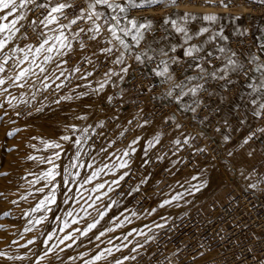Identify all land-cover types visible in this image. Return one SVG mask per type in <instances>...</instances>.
Segmentation results:
<instances>
[{
    "label": "rangeland",
    "instance_id": "1",
    "mask_svg": "<svg viewBox=\"0 0 264 264\" xmlns=\"http://www.w3.org/2000/svg\"><path fill=\"white\" fill-rule=\"evenodd\" d=\"M225 3H228L229 6L228 7L220 6V0H179L178 7L180 8V10L184 9L185 11L192 10V9L197 10L200 13L197 15H201V17L205 15H215V14L217 16V12L237 13L236 11L232 9L233 5H232L231 0H225ZM201 4L206 5L212 9H207V10L202 11L198 8H195V6H198ZM158 8H161V7H158ZM219 8H224L225 10H222ZM254 8L255 6L251 8V11ZM28 16L30 17V14H28ZM180 17H179L178 23L180 21H183ZM62 22L66 23V21H62ZM202 22H203V19H200V21H198V24L191 23L190 26L187 24L186 27H188L191 31L198 30L201 27H207L209 29V32H211V34H214L213 31L217 28V23L215 24V22H209L205 20H204V23ZM22 23L25 24V26L27 25V21H23ZM14 44H19L21 47H24L26 44H29V42L19 43L18 41L15 40L12 44L9 45V48L13 47ZM231 45H234L232 41H231ZM92 46H94V43L84 53L78 50L70 58L65 57V59L69 60V63L65 65V67L70 69L80 60V57L82 55L90 54L92 51H94ZM5 51H7V49ZM57 59H59V57H57ZM99 61L103 63H98V70L95 71L94 75L89 77L88 80H81L79 78L81 74L76 73L70 78V81H65L64 87L59 88V89L56 87V84H59L61 81L57 80L55 83H52L51 80H49L48 83L51 84V87L45 90L43 87V84L40 82L42 77H39V78L31 77L28 81V84H26L24 88H18L14 86L5 85V87L6 86L9 87L10 95L9 93H6L7 96L5 93L0 95V98H1L0 103L4 105L2 108H0V118L2 119L0 121L1 122L0 124L5 126L3 127L2 131L4 132V129H5L6 131L5 133L10 132L12 133L11 135L14 134L12 137L14 138V140H16L15 143L7 144L8 148L10 147L12 150L15 149L19 153V156H18L19 159L23 160V158L26 157L25 160H23V162L28 161L27 152H26L28 150V147L34 146V147H37L40 151L48 150L45 148L44 144L41 142L42 140L48 139L47 136L45 135L46 127L44 126L45 128L44 129L42 126L45 121L43 118V110L46 107L47 98L52 97L56 99L59 97L60 98L64 97V95L65 97H67L66 95L69 96V94H73V93L75 95H77V93H86V94L92 95L93 105L96 108L94 115L90 116L88 113H84L81 111L75 112L73 114H66V113L63 114L57 124L60 130V133L57 135V137L59 138L61 135H72L71 131L65 128V125H76L78 128H81V129L84 127H87L88 125H92L93 128H95V133L92 132V129H89V134L91 138L87 141V143L83 144L81 153H85V150H86V154L90 158H92V155L96 153L94 154L95 159H96L95 165H94L95 168H98L105 163L111 166V164L117 162L114 156L111 158H108L107 156H99V155L97 156V153H98L97 151L99 150L100 147L107 146L106 143L114 140L115 141L114 145H120V147L116 149L111 147L109 151L115 152L117 155H119L128 147V145L133 139H135L136 137H140L139 143L137 145H134V147L136 148V151L134 155H132L130 158L129 168L119 169V170L113 169V171L115 172V175L110 174V176L112 177V181H113L115 179H118V177L121 174H123V172H129L132 168H135L139 174L137 178L129 186L123 187L124 185L123 183L125 181V178H124V180L120 181L119 185L115 189H113V187L116 186L115 184L111 186L113 189L112 191H105V188H104L99 191L93 192L92 190L96 184L105 183L106 185L107 174L106 175L102 174L99 179H95L91 183L85 184L83 182V188H84L83 189L82 187H80L81 184L79 180L84 181V178L82 177V173L79 172V175L78 176L74 175L73 179H71L70 182L68 183L67 191L65 192L66 194L60 195L59 192H57V188L59 184L61 183L60 181L63 176V168L64 166L68 165L69 160L73 157L72 154L75 153L76 151V147L71 142L62 141L63 150H66V154H62L63 157H61V159L58 160L60 161V165H61L58 171H61L62 176H57L56 181L53 182L56 186L55 195H56V199L58 200V201L56 200V202H59V209L61 211L66 210L68 212H73L71 219L76 220V217L78 218V221H79L78 224H80V227H78V229H81V230L85 229L87 225L92 223L94 220L100 219L99 213L101 212L105 213L103 219H100V223L97 225V227L86 235L90 237L87 241L81 240L85 236H82L79 233V237L73 238L75 239L76 243L73 244L71 248H68L66 247V245L72 244V240L65 241L64 244H59V239L63 238V236L66 235V230L63 229L64 230L63 232L61 231V228H56L55 231H52L55 233V235L53 236L54 240L52 239L50 241H47V244L44 241L47 240L48 233H45V231L42 230L43 232H41L40 235L39 234L37 235L39 237L36 236V238L33 239L34 244L31 243V245H29L27 240H22L20 234L17 235V233H19L17 224L12 223L11 221L7 220L9 218H7L8 216H5V211H3L4 213L0 212V214H2L0 215V221L2 220L4 222V220L7 218L5 220L6 222L4 223H2V221L0 222V227L3 228L4 230H7L8 233H6V235L9 234V236H15L14 239L7 240L5 244L6 247H4L5 246L4 245L3 249L1 248L2 251L0 250V252H4L7 254V256H10V257L12 256L17 257L19 255H20L19 257H23V259L7 260L8 259L7 256H4V257L0 256V258H2L0 260L4 259L12 263L13 262L17 263L20 260H27L28 258L26 257H29L27 261L30 260L32 264H36V262L37 264H81L82 261H83L82 264H84V261L90 259L92 255L94 256L95 254H97V251H101L104 248H113V255L108 256L106 260L98 261L97 264H115L116 259L129 255L131 248L135 246L137 243H144V241L142 242V239L146 237L143 235H136L135 233H133L132 236L128 237V241L123 240V237L127 235L128 232L132 231L133 229H137V230L144 231L145 233H147V236H152L155 239L145 244V247L142 249H139L138 253H131L132 255L137 256L136 260H127L124 262V264H135V263L136 264H153L154 261L156 260H160V259L163 260L166 257V255L170 256L169 259L171 261L169 264H175L173 254L175 253V250H176L174 246V244H176V241L170 240L171 231H169V229L174 227L175 226L174 224H176L177 222L174 223L175 219H172L171 217L161 216V213L165 209H168L170 207H175L178 201H172L171 204L165 205L163 208H161L159 205L163 203V201L171 200V198L175 196L177 190H180L181 193H183L184 195H187L188 197L192 195L199 197L200 205L195 207L193 210H190L189 212L190 216L188 215L190 217V220L194 219L195 221H199L202 218H205L210 213L211 201L213 199L220 198V196H222L224 193L230 190L231 185L229 184L228 179L232 180L233 184L239 187V190H249L257 194H264V171L260 174L258 173L257 175L250 176L249 178H247V181L243 184L239 179H237L233 175V168L235 167L236 162L237 163L245 162L247 164L253 165L252 168L250 169L246 168L245 171H252L255 168H261V167H263L264 169V132L258 131V129L264 128V116L263 115L257 117L253 121L250 120V122H246L247 125L242 128L241 126H238L239 121H237L234 127H230V129L225 131L228 133L227 134L228 139L223 146H220L219 156L214 157L209 150L210 140H208V135L206 134V132H204L201 127L197 126V124L191 122V120L187 118L184 114L179 115V120L173 126H171L170 128H166V126H163L161 122L158 121L156 118L154 117L151 118L149 116L146 117L147 114L151 113L150 103L144 104L139 108H134L130 105L114 107L112 102L109 103L107 101V97L113 96V94L115 93V87L111 85L107 86L104 89V91L101 92L100 94L93 93L91 88L97 87L96 81L102 78L104 71H106L107 68L109 67H115L114 65H111L110 63H108L105 60V57L103 56L99 57ZM11 63L12 62L10 61L9 66H8V73L11 72L9 74H12L14 71L11 68ZM127 63L131 64V67H132L131 60L127 59ZM47 67L49 69H52L54 67V64H49L47 65ZM80 67L82 69V72L85 70H88V71L92 70L90 65L83 64L82 62L80 64ZM58 72L59 70H57V74ZM63 79L64 78L61 77V80ZM113 79H116V78H113ZM78 81L79 82L85 81L86 82L85 85L91 82V88L85 87V86L77 87ZM23 93L27 95H24ZM13 96H15L16 99L15 101L12 100V104L10 105L9 103H7L8 100H5V99L9 98V100H11ZM2 99L8 105V106L6 105L8 108L10 106L9 109L5 106L4 101ZM17 99L19 100L17 101ZM16 101L18 104L14 103ZM13 105H15L16 111H15V108H11V106ZM28 106L30 108H28ZM19 107H21L23 110ZM4 108L6 111L4 110ZM6 108L8 109V111ZM17 109L18 110L20 109V111H17ZM37 109H42V110L37 111ZM17 113H19L18 116H17ZM78 116H87V119L86 120L76 119V117ZM29 118L31 119L30 121H29ZM236 118H237L236 116H233L232 122L235 121ZM129 120L133 121L131 125L128 124ZM143 120H147L148 124H146L142 128L137 127V125L142 123ZM99 121L105 122L104 128L101 129V128L95 127ZM19 123H23V124L20 125ZM177 123L181 125L180 128H176ZM9 124L11 126H9L8 128L7 125ZM117 125H119V127H117ZM124 128H128L129 131L126 132L127 136L121 137L119 136V133ZM19 129H21L20 132H22V134H19L20 133L18 131ZM13 132H15L16 134ZM106 133L109 135L107 136ZM253 133L255 135H253L252 139H250L249 142L245 144L244 140L247 139ZM157 134H160L161 136L160 143L157 144L154 148L149 149L147 151V154H145L144 150L147 148V144H146L147 140L152 139ZM79 135H80V132H77L73 136V140L76 138V136H79ZM185 137H188L189 144L183 145L182 147H180V150L177 151L175 155H173V152L175 151V147L172 144V141L175 140L176 138H179L181 139V141H183ZM199 137L202 138V142L196 145L193 144V139L199 138ZM19 140H22V141L19 142ZM25 141H27V143ZM89 145H91V147H89ZM23 147H25L24 148L25 151ZM197 149H207L208 155L205 157L198 158L195 155L198 152ZM189 152L194 153L193 160L191 159L187 160ZM229 153H231V155H229ZM249 153H251V155H249ZM158 157H163V159H158ZM237 160H240V161L238 162ZM61 161L63 163H61ZM177 161L179 162L177 163ZM24 164L25 166L23 167L26 170H28L29 168L27 167V163H24ZM46 164L48 165L47 168L51 167V165H49L47 162ZM25 169H22V170H25ZM46 170L47 169L43 171L41 170V172L37 176H40ZM90 175L91 173L88 176ZM37 176L33 178V183L36 186V189L37 188L40 189L42 186L44 187L47 182L41 180L39 183H35L36 181L35 178ZM194 176L197 177L196 180L192 179V177ZM15 179H17L18 181L19 177H16ZM15 179H13V182L15 184H12L14 187L11 185L12 187L11 186L10 187L12 189L9 187L10 189L7 188L8 190L6 189L7 191H4V193L5 192L6 194L15 193V191L17 192L20 190L21 185L17 183ZM142 181L144 182L142 183ZM202 183L205 186L202 187L200 191L196 192L193 190L191 193L187 191L188 189L191 188L192 185H200ZM75 184L78 185L79 187L76 186ZM250 184H256L257 187L251 188L249 187ZM51 187L52 185H49L47 188H45L44 189L45 191L42 194L48 195ZM75 187H78V188L76 189ZM121 187H123V189L120 191ZM137 188L139 189L138 191L135 190ZM72 190L73 191L75 190V192H73ZM80 190L82 191V193L80 192ZM141 191L144 192V194L147 196L146 202L142 208H137L134 204V197L137 194H139V192ZM89 193L90 195L91 194L92 195L90 196ZM104 193H107V194L105 195ZM97 196L98 197L100 196V199H96ZM78 197L79 198L82 197V198H81V201L78 200L77 202V199H79ZM193 200H191V202ZM74 201L76 204L73 203L72 205V202ZM113 201H115L116 203L113 204L112 203ZM92 202L95 205V206H92L94 209L91 207L88 209L89 205H93ZM10 203L12 204V200H10ZM84 208L85 209L87 208L86 209L87 216H83V214L86 213L85 211H83L85 210ZM91 209H92V212H89L91 211ZM152 209H155V212H153ZM129 210L131 211V215L127 217L129 218L127 220H125V218H115L116 216H114L116 215L114 214V212L124 214V213H127ZM133 213H135V215H133ZM3 217H5V219ZM80 217H81V220H80ZM120 220L124 221L123 226L116 227L117 224H120L119 223L121 222ZM109 222L112 225H110ZM141 223H144V225ZM5 224L8 225L9 227L8 226L6 227ZM156 224H164L165 226L163 228H156L155 227ZM146 225L151 227L152 231H149L148 227H145ZM107 228H115V231L106 232L108 234H105L104 236H102L104 238L101 237L102 239L100 238V240H96L95 237L97 236V234H99V231H101L102 229H103L102 231H104ZM127 228H129V230L125 231V229ZM12 231L13 233L10 234ZM57 233H59V235H56ZM117 237H119L120 239H117ZM15 239L20 240V241H17ZM109 240L112 241L111 244L108 243ZM52 241L55 243H53ZM129 241H131V243H129ZM93 243L94 245H92ZM124 243H128L127 248H122V251H119V252L115 251V248H114L115 245H122ZM53 244L54 245L59 244V247L54 248L55 250V251L53 250L54 252L53 251L49 252L48 255L44 257L45 259L40 260L39 257L43 256L45 251H47V248L49 246H52ZM30 246L31 248H29ZM101 246L102 248H100ZM15 247L17 248L20 247V249H18L19 252L17 248H16L17 251L15 250ZM23 248L26 250H24ZM38 248H39V251H38ZM61 248H63L64 251H60ZM40 249H42V251ZM87 249H90L89 252H87L88 251ZM80 252H82V254L88 253L87 257L85 256L83 257L80 256L82 258L78 257V255H81L79 254ZM8 253H11V254H8ZM54 254L56 256H54ZM138 256H140L141 258ZM37 259L40 260L41 263ZM162 264H166V262Z\"/></svg>",
    "mask_w": 264,
    "mask_h": 264
},
{
    "label": "snow or ice",
    "instance_id": "2",
    "mask_svg": "<svg viewBox=\"0 0 264 264\" xmlns=\"http://www.w3.org/2000/svg\"><path fill=\"white\" fill-rule=\"evenodd\" d=\"M163 0H84V6L79 7L76 4V0H0V95L3 93H9V87L5 85L14 86L18 88H24L31 77H42L41 83L45 90L51 87L48 83L51 80L55 83L57 80L61 81L56 84V87L62 88L65 86V81H70V78L76 73H80L81 80H88L89 77L94 75V72L98 70V63H103L99 61V57H105V60L114 65L115 67H109L104 71L102 78L96 81L97 87L91 88V82L85 87L91 88L92 92L95 94H100L104 89L111 85L117 87L119 83L125 80V77L129 73L131 64L127 63V59L131 57L135 62L144 65L147 63L156 62L157 58L160 57L156 67L152 69L155 76L163 78L161 83L172 82L175 80L174 73L170 71L172 64H178L181 62V58L177 56H172L170 53H176L178 49L183 50V56L191 58L188 63V68L194 70L197 74L188 76L186 75L183 80L171 84L169 91L166 93L168 97L174 96L175 103L181 107L183 111H190L192 113L196 112V108L201 103L200 100L195 99L201 91H207L205 84L209 80L213 81H225V86L231 83L229 79V74H240L244 70V64L237 59V53L223 45L215 47L213 50H206L205 45L211 44L213 41L227 40V37L223 35L222 31L217 32L214 35H210L207 39L200 41L199 43H192L195 37L203 36L205 33L209 32L207 27H201L197 31H191L186 26H181L177 23L176 19L167 17L164 19V24H171L172 28L177 34H180L183 39L179 44H171L167 47H154V45L159 44L160 41L155 37L152 40L147 39V33L152 29V21L145 19L143 22L139 21L135 17L129 18V11L131 9L144 8L146 6H153L162 3ZM261 4H264V0H259ZM169 5H175L178 0H167ZM220 6L228 7L229 4L225 3V0H220ZM28 13H34L36 18L31 19ZM178 15V14H174ZM185 25L189 21H194L196 19H203L209 22H215L218 17L215 15H205L203 17H197L195 14L184 13L180 17ZM23 21H27V26L31 27L33 31L37 32V38L39 43L33 45L31 43L26 44L21 47L19 44H14L13 47L9 48L16 38L17 34H20L22 38L27 39V30ZM66 21V23L62 22ZM75 26V27H74ZM22 29H25L22 32ZM161 39H168L163 37ZM96 45V49L90 54H85L80 57V60L70 69L66 68L65 65L69 63L68 59L65 57H71L76 51L84 53L92 44ZM144 47L141 48V44ZM261 50H264V44H260ZM7 49V51H5ZM219 54V55H218ZM59 57V59H57ZM166 57L167 59H164ZM226 57V59H225ZM212 59H217L221 61V65L217 67L212 64ZM10 61L11 68L14 70L12 74H8V66ZM259 57L252 55L249 62L256 64V67L252 70L254 72L260 73L261 82L258 85L252 83L248 84L249 88L252 90L259 91L264 89V63H257ZM81 62L86 65H90V71L85 70L82 72L80 67ZM54 64L52 69H49L47 65ZM26 65V66H25ZM57 70H59L57 74ZM67 73V74H66ZM247 75V73H244ZM61 77L64 79L61 80ZM116 78V79H113ZM204 81V83H200ZM193 82H196L193 84ZM192 85V86H189ZM81 87V85H77ZM187 89V91H185ZM177 90L178 93H177ZM10 95V93H9ZM86 95V93H77L76 97ZM117 97L122 99V91L117 93ZM184 97L193 98L191 103L184 102ZM34 98V97H33ZM16 97L13 96L11 100L7 103L12 104V100ZM61 99L71 100L72 96L61 97ZM113 96H108L107 101L111 103L113 101ZM57 104L60 100L55 101ZM183 102V103H182ZM253 104L257 101L253 100ZM4 105L0 103V108ZM15 107V105H13ZM42 109H37L41 111ZM142 112V110H141ZM256 116L264 115V102L258 104V110L254 112ZM19 115V113H17ZM76 119L86 120L87 116H78ZM135 119V117H134ZM170 119L175 120V116ZM132 120L128 121V124H132ZM167 122V121H166ZM148 124L147 120H143L142 123L138 124L137 127H144ZM96 128H104L105 122L99 121ZM119 127V125H117ZM180 124H176V128H180ZM65 128L70 130L72 135H61L59 140H42L46 149L55 150L52 154L46 158H41L42 162H47L51 167L44 171L40 176L37 177L35 183H39L41 180L46 181L44 187L38 189L39 192H44V188L52 185L50 192L43 199L39 201L33 212H38L42 208L47 211H51L48 207L51 204L56 203V186L53 183L56 181L57 176H61L60 169L61 165L57 164L56 161L60 160L62 154H66V150H63V145L59 141L71 142L75 147L76 151L73 157L69 160L68 165L64 166L63 174L66 176H71L73 173L70 171L72 168H94L91 175L86 177L84 183H91L95 179H99L102 174L115 175L113 169H127L130 166V158L134 155L137 145L140 141V137L133 139L128 147L119 155L115 152L109 153V149L115 143V141H109L107 146H102L98 150L99 154H105L109 157L114 156L116 163L103 164L102 166L95 168V157H92V163L85 165L80 162V156L83 144L91 138L89 134V129L95 133V128L92 125H88L84 128H78L76 125H65ZM129 131L128 128H124L120 131L119 136H124V134ZM260 132H264V128L258 129ZM80 132L79 136L73 140V136ZM12 133H9L11 135ZM254 133L244 140L247 144ZM161 136L157 134L152 139L147 140V148L144 150L145 154L151 148H154L160 143ZM228 137H225L227 140ZM175 147L173 155L180 150L183 145L189 144L188 137H185L183 141L176 138L172 141ZM91 147V145H89ZM197 151L203 152L204 149H197ZM231 155V153H229ZM251 155V153H249ZM29 160L37 159L35 156H29ZM158 159H163V157H158ZM147 162V161H146ZM179 161H177L178 163ZM128 172H123L118 179H115L111 184L119 185L120 181L124 180ZM79 175V172L75 173ZM196 180L197 177H192ZM67 182V181H65ZM144 181H142L143 183ZM205 185L202 183L200 185H192L189 191L190 193L194 190L196 192L200 191ZM83 187V184H81ZM249 187L256 188V184H250ZM105 188V183L96 184L92 191H99ZM111 185L108 187V191H112ZM138 191L139 189H135ZM105 195L107 193H104ZM184 194L180 193L171 198V200H165L159 206L163 208L165 205L171 204L172 201H178L182 198ZM26 197H22L25 199ZM100 199V197H96ZM67 202V201H65ZM15 203V202H14ZM116 203L115 201L112 202ZM93 205H89L92 207ZM155 212V209H152ZM7 215V213L5 214ZM105 213H99L100 219H103ZM135 215V213H133ZM67 216H72V213H67ZM41 220H37L36 223H41ZM100 219L94 220L92 223L88 224L83 230L75 229V232H80L82 236H86L89 232L97 227L100 223ZM128 218L125 217V220ZM130 222V221H129ZM72 223H78V221L73 220ZM124 221L117 224L116 227L123 226ZM67 220L65 219V227H68ZM164 224H156V228H163ZM148 227L149 231H152L151 227ZM26 231L30 229H25ZM63 231V229H61ZM115 231V228H107L104 231L99 232L95 237L96 240H100L106 232ZM133 233L136 235H143L146 237L144 243H137L130 250V254L118 258L115 260V264H124L127 260H136L137 256L131 253H138L139 249L145 247L149 241L154 239L152 236H147L142 230L133 229L128 232L127 235L123 237L124 241H128V237L132 236ZM55 233L49 234L45 243L53 239ZM74 233H69L63 238L59 239V244H64L65 241L72 240V244H67L66 247L71 248L73 244L76 243L73 239ZM117 239H120L117 237ZM29 244L33 241H28ZM109 244L112 243L111 240L108 241ZM131 243V241H129ZM59 244L52 245L47 248L44 255L39 257L40 260L44 259L49 252H52L54 248L59 247ZM128 243L122 245H115V251H122V248H127ZM60 251H64L63 248ZM88 253H83V256H87ZM113 255V248H104L103 250L97 252L95 256L90 259L85 260L84 264H97L98 261L106 260L108 256ZM203 255V253H201ZM0 256H7L6 253L0 252ZM81 257V258H82ZM8 259H23V257H7ZM58 258V257H57ZM74 259V258H73Z\"/></svg>",
    "mask_w": 264,
    "mask_h": 264
},
{
    "label": "crops",
    "instance_id": "3",
    "mask_svg": "<svg viewBox=\"0 0 264 264\" xmlns=\"http://www.w3.org/2000/svg\"><path fill=\"white\" fill-rule=\"evenodd\" d=\"M243 1L254 5L255 8L247 15L234 12H217L218 19L215 21V24L217 23V28L213 32L215 34L222 31L223 35L227 37V40L217 39L211 44L205 45V48L206 50H213L215 47L223 45L235 51L237 53L236 58L244 64V70L240 74L230 73L229 79L231 83H228L226 86L225 81L209 80L205 84L207 91H204L203 94L200 92L195 98L201 101L195 113L181 110V107L174 101L176 93L173 94V97H168L166 95L172 83L183 80L186 75L191 76L197 74L194 70L188 68V63L191 61V58L184 57L182 49H178L176 53H170L172 56L181 58L180 63L171 65L170 71L174 73L175 76V80L172 82L161 83L163 78L155 76L152 71V69L156 67V63H158L160 57L157 58L156 62H146L144 65L135 62L131 57L128 58L132 63L131 69L135 65H140L145 69L146 73L153 77V81L157 82L155 93L151 95L146 94L142 97V105L151 104V113L147 114L146 117H154L160 121L163 126L170 128L179 120V115L184 114L191 122L197 124V126L201 127L203 131L206 132L208 140H210V145L219 146V148L227 141L225 137H228V133L225 131L230 129V127H234L237 121H239L238 126L242 128L247 125L246 122H250V120L253 121L258 117L254 112L258 110V104L264 102V89L254 92L252 88L248 87L249 83L258 85L262 79L260 73L252 71L256 67V64L250 63L249 60L252 55H256L259 57L257 63H264V50L260 48V44H264V4H261L259 0ZM76 2H78L77 6H84V0H76ZM119 2H122V0H119ZM184 13H191L195 14L197 17H201V15H197L200 14L197 10H180L178 3L169 5L167 0H163V2L158 5L131 9L129 11V18L135 17L141 22L145 19L151 20L152 29L147 33V39L152 40L155 37L160 43L154 45V47H167L171 44L181 43L183 37L174 31L171 24H164V19L171 17L176 19L178 23L179 17L183 16ZM198 21H200V19L189 21L187 24L189 26L191 23L198 24ZM202 23H204V20ZM178 24L187 26L184 21H180ZM214 34L208 32L203 36L195 37L192 43H199ZM163 37H167L168 39H161ZM231 41H236L237 44L231 45ZM244 41L248 43L246 49L240 47V44ZM143 47L144 44L142 43L141 48ZM92 48L95 50L96 45L94 44ZM164 59L167 58L164 57ZM212 64L219 67L221 61L217 60L215 62L212 60ZM130 71L125 77V80L115 87L114 93L117 94L122 91V99L125 100V102L129 101L133 94ZM244 73H247V75ZM194 83L196 82H193V84ZM200 83H204V81H200ZM178 91L179 90H177V93ZM185 91H187V89H185ZM192 99L193 98L190 97H184V102L191 103ZM253 100H256L257 103L253 104ZM172 116H175V120L170 119ZM233 116L237 118L232 122ZM201 142L202 138L200 137L193 139V144L195 145Z\"/></svg>",
    "mask_w": 264,
    "mask_h": 264
},
{
    "label": "bare ground",
    "instance_id": "4",
    "mask_svg": "<svg viewBox=\"0 0 264 264\" xmlns=\"http://www.w3.org/2000/svg\"><path fill=\"white\" fill-rule=\"evenodd\" d=\"M231 2H232V5H233V7H232V9L234 10V11H236L237 13H241V14H243V15H247L248 13H250L251 12V8H253L254 7V5H252V4H250V3H247V2H244V1H241V0H231ZM195 8H198V9H200V10H202V11H204V10H207V9H212V8H210V7H208V6H206V5H198V6H195ZM219 9H222V10H225L224 8H219ZM253 10V9H252ZM244 20V19H243ZM247 24H248V22H247ZM9 73H11V72H9ZM8 73V74H9ZM86 84V82L84 81V82H77V85H81V86H84ZM7 87V86H6ZM6 94V93H5ZM24 95H27V94H25V93H23ZM54 95V94H53ZM6 96H7V94H6ZM35 96V95H34ZM56 96V95H55ZM60 96V95H59ZM66 96H68V95H66ZM69 96H72L73 97V99H71V100H67V99H61L60 97L59 98H52V97H48L47 98V101H46V107H45V109L43 110V118H44V124L42 125L43 126V128H44V126L46 127V129H45V135L47 136V138L49 139V140H59V138L57 137V135L60 133V130H59V127L57 126V124H58V122H59V120L61 119V116L63 115V114H73V113H75V112H78V111H81V112H84V113H88L90 116H93L94 115V113H95V111H96V108H95V106L93 105V98H92V95H90V94H86V95H84V96H82V97H80L79 99H77V98H75L76 97V95L73 93V94H69ZM19 97V96H18ZM17 97V98H18ZM26 97V96H25ZM64 97H65V95H64ZM27 98V97H26ZM1 99V98H0ZM20 99V98H19ZM19 99H17V101L19 100ZM60 100V103L59 104H57L55 101L56 100ZM3 100V99H2ZM5 100H9V98L8 99H5ZM34 100V99H33ZM37 100V99H36ZM4 101V100H3ZM15 101V100H14ZM17 101L16 102H14V103H17ZM25 101V100H24ZM27 101V100H26ZM13 103V104H14ZM28 103H29V101H28ZM4 104H5V106L7 105L6 103H5V101H4ZM18 104V103H17ZM16 104V105H17ZM23 105V104H22ZM32 105V104H31ZM8 106V105H7ZM6 106V107H7ZM18 106V105H17ZM34 106H35V104H34ZM33 107V106H32ZM8 108V107H7ZM6 108V109H7ZM9 108H10V106H9ZM8 108V109H9ZM11 108H15V107H13V106H11ZM19 108H21V107H19ZM28 108H30L29 106H28ZM8 109H7V111H8ZM22 109V108H21ZM33 109V108H32ZM4 110H5V108H4ZM12 110V109H11ZM23 110V109H22ZM1 111H2V109H1ZM6 111V110H5ZM14 111V110H13ZM15 111H16V108H15ZM14 111V112H15ZM17 111H20V109L18 110L17 109ZM20 113V112H19ZM24 114V113H23ZM31 114V113H30ZM5 116H7V115H5ZM15 116V115H14ZM18 116V115H17ZM19 118H20V116H19ZM90 118V117H89ZM7 119H8V117H7ZM11 119V118H10ZM2 119L0 118V121H1ZM15 120V119H14ZM31 119L29 118V121H30ZM64 121V120H63ZM17 122H18V120H17ZM17 122H15V123H17ZM27 122V121H26ZM33 122V121H32ZM65 122V121H64ZM1 123V122H0ZM25 123V122H24ZM20 125L21 124H23V123H19ZM8 126V128H9V126H11L10 124L9 125H7ZM3 127H5L4 125H1L0 124V212H2V213H4L3 211H5V214L7 213V215H5V216H8L7 218H9V219H7V220H9V221H11L12 223H16L17 224V226H18V230H19V233H17V235H21V238H22V240H27V241H33V239L34 238H36V236L39 234L40 235V233L41 232H43V231H45V233H48L47 235H49V234H52V233H54V232H52V231H55V229L56 228H61V229H64V230H66V235L67 234H69V233H74V235H73V238H75V237H79V233L80 232H75V229H78V227H80V224H78V223H72V221H73V219H71V216L69 217V216H67V213H69L68 211H61L60 209H59V202H56L55 204H51V205H49L48 207H50L51 208V211H47L46 209H44V208H42L40 211H38V212H33L32 211V209H34L35 207H36V205L39 203V201L41 200V199H43L46 195H43L42 193L43 192H39L37 189H36V186L34 185V183H33V178L35 177V176H37V175H39V173L41 172V170L43 171V170H45V169H49V168H47L48 167V165L46 164V162H42V159L41 158H46V157H48V156H50L51 154H52V152L53 151H55V150H52V149H48V150H46V151H40L37 147H34V146H31V147H28V150L26 151L27 152V158L29 157V156H35L37 159H35V160H29L28 159V161L27 162H23V160H25V158H23V160L22 159H19V153L15 150V149H11L10 147V149L8 148V145L7 144H10V143H15L16 142V140H14V138L12 137L13 135H9V133H5L6 131H5V129H4V132L2 131V129H3ZM36 127V126H35ZM28 128V127H27ZM7 129V128H6ZM20 130L21 129H19L18 131L20 132ZM42 130V129H41ZM44 131V130H43ZM29 132V131H28ZM109 132V131H108ZM13 133H15V132H13ZM24 133V132H23ZM16 134V133H15ZM19 134H22V132H20ZM107 134V133H106ZM111 134V133H110ZM109 134H107V136H108ZM17 136V135H16ZM28 136V135H27ZM33 136V135H32ZM106 136V137H107ZM127 136V135H126ZM15 137V136H14ZM18 137V136H17ZM19 137H21V136H19ZM11 138H13V139H11ZM29 138H31V137H29ZM109 138V137H108ZM16 139V138H15ZM24 139V138H23ZM47 139V140H48ZM29 140V139H28ZM27 140V141H28ZM105 140V139H104ZM20 141H22V140H19V142ZM27 141H25L26 143H27ZM106 141V140H105ZM25 142H24V144H25ZM31 142V141H30ZM61 144H62V141H59ZM23 144V143H22ZM23 144V145H24ZM101 144H103V143H101ZM105 144V143H104ZM107 144V143H106ZM20 146H22V145H20ZM27 146V145H26ZM115 146V147H114ZM112 147L114 148V149H116V148H119L120 147V145H112ZM22 148V147H21ZM25 147H23V149H24ZM22 149V150H23ZM85 150V149H84ZM93 150V149H92ZM110 150V149H109ZM24 151H25V149H24ZM98 152V151H97ZM18 153V154H17ZM24 153V152H23ZM23 153H22V155H23ZM94 153V152H93ZM109 153H113V152H111V151H109ZM25 154V153H24ZM72 154V153H71ZM94 154H96V153H94ZM92 155V157H95V155ZM21 155V156H22ZM26 155V154H25ZM24 155V156H25ZM72 155H74V153L72 154ZM71 155V156H72ZM97 156H98V154H97ZM99 156H107L108 158H111V157H109L108 155H105V154H99ZM63 157V156H62ZM113 157V156H112ZM99 158V157H98ZM96 160V159H95ZM106 160V159H105ZM107 161V160H106ZM238 162L240 161V160H237ZM80 162L81 163H84L85 165H87L88 163H92V159L89 157V156H87V154H86V150H85V153H81V156H80ZM24 163H27V167L29 168L28 170H26L23 166H25V164ZM56 163L57 164H59L60 165V161H56ZM61 163H63L62 161H61ZM100 164V163H99ZM106 164V163H105ZM98 165V164H97ZM101 165H102V163H101ZM50 167V166H49ZM236 167V168H235ZM235 167L233 168V175H234V177H236L237 179H239L241 182H242V184L243 183H245L246 181H247V178H249L250 176H252V175H257L258 173L260 174V173H262L263 171H264V169H263V167H261V168H255L254 170H252V171H245L246 170V168H252L253 167V165L251 164H247V163H245V162H240V163H235ZM21 170H20V169ZM22 169H25V170H22ZM94 168H87V167H85V168H72V169H70V171L73 173V175H71V176H66V175H64L63 174V176H62V179H61V183L59 184V186H58V188H57V192H59V194L60 195H64V194H66L65 192L67 191V186H68V183L70 182V180L71 179H73V177H74V175H75V173H77V172H81L82 173V177L84 178V181H85V179H86V177L92 172V170H93ZM258 171V172H257ZM110 174L111 173H109V174H107V178H106V185H105V191H108V187H109V185H111V186H113L114 184H111V182H112V177L110 176ZM77 176V175H76ZM16 177H19V180L17 181V179H15ZM38 177V176H37ZM37 177L35 178V179H37ZM82 178V179H83ZM13 179H15V181H17V183H19L20 185H21V187H20V190L19 191H15V193H9V194H6V192L4 193V191H7L8 189L7 188H9L12 184H15L14 182H13ZM65 181H67V182H65ZM84 181H80L79 180V182H80V184H83V182ZM228 181H229V184L231 185L230 186V190L229 191H240L239 190V187L238 186H236L235 184H233V181L232 180H230V179H228ZM43 182V181H42ZM75 183V182H74ZM42 184V183H41ZM86 184V183H85ZM124 184V183H123ZM18 185V184H17ZM74 185V184H73ZM76 185V184H75ZM88 185V184H87ZM86 185V186H87ZM159 185V184H158ZM13 186V185H12ZM11 186V187H12ZM76 186H78V185H76ZM10 187V188H11ZM14 187V186H13ZM43 187V186H42ZM79 187V186H78ZM78 187H75L76 189L78 188ZM81 187V186H80ZM117 187V185L116 186H114L113 187V189H115ZM123 187H124V185H123ZM123 187H121L120 188V191L123 189ZM9 188V189H10ZM19 188V187H18ZM45 188H47V187H45ZM44 188V189H45ZM83 188V187H82ZM81 188V189H82ZM93 188V187H92ZM7 189V190H6ZM12 189V188H11ZM84 189V188H83ZM15 190V189H14ZM18 190V189H17ZM221 190V189H220ZM12 191V190H11ZM45 191V190H44ZM73 191V190H72ZM87 191V190H86ZM10 192V191H9ZM13 192V191H12ZM73 192H75V190L73 191ZM80 192L82 193V191L80 190ZM94 192V191H93ZM93 192H92V194H93ZM8 193V192H7ZM84 193V192H83ZM99 193V192H98ZM181 193V191L180 190H177L176 191V194L175 195H177V194H180ZM91 194V195H92ZM73 195H74V193H73ZM89 195H90V193H89ZM90 195V196H91ZM12 197V198H11ZM22 197H26L25 199H22ZM64 197V196H63ZM84 197V196H83ZM98 197V196H97ZM100 197V196H99ZM195 195H192V196H187V195H183L182 196V198L181 199H179L178 200V203L176 204V206L175 207H170V208H168V209H165L162 213H161V216H163V217H171L172 219H175V221H174V223H176V224H174L175 226H174V228L176 227V228H180L186 221H188V220H190V214H189V212H190V210H193L195 207H197V206H199L200 205V199H199V197H196ZM65 198V197H64ZM73 198H74V196H73ZM79 198V197H78ZM81 198L82 197H80L79 199H77V202H78V200H80L81 201ZM90 198V197H89ZM68 199V198H67ZM194 199V200H193ZM10 200H12V204L10 203ZM57 200V199H56ZM90 200V199H89ZM191 200H193L192 202H191ZM58 201V200H57ZM64 201V200H63ZM72 201V200H71ZM93 201V200H92ZM102 201H103V199H102ZM15 202V203H14ZM101 202V201H100ZM73 203L74 204H76L75 203V201L74 202H72V205H73ZM92 204H93V202H92ZM97 204V203H96ZM84 205V204H83ZM82 205V206H83ZM93 206H95L94 204H93ZM61 207V206H60ZM71 207V206H70ZM82 208V207H81ZM90 207H88V209H89ZM91 208H93V207H91ZM102 208V207H101ZM100 208V209H101ZM63 209V208H62ZM66 209V208H65ZM85 209V208H84ZM87 209V208H86ZM83 210V211H87V210ZM94 209V208H93ZM72 211H74V210H72ZM79 211H80V209H79ZM78 211V212H79ZM82 211V212H83ZM77 212V213H78ZM89 212H92V209H91V211H89ZM71 213H73V212H71ZM74 214H76V213H74ZM73 214V215H74ZM82 214V213H81ZM87 214V212L85 213V214H83V216H87L86 215ZM114 214H116V215H114V216H116L115 218H125V217H128V216H130L131 215V211L129 210L127 213H124V214H122V213H117V212H114ZM0 215H2V214H0ZM4 215V214H3ZM189 215V216H188ZM83 216H82V218H83ZM91 216V215H90ZM44 217H46L45 219H42V221H41V223H36V221L37 220H41V218H44ZM75 217V216H74ZM73 217V218H74ZM97 217V216H96ZM4 219H5V217H3ZM114 218V219H115ZM3 219V220H4ZM5 219V220H6ZM65 219L67 220V224L69 225L68 227H65ZM129 219V218H128ZM131 219V218H130ZM4 220V222H6ZM76 220L78 221V218L76 217ZM80 220H81V217H80ZM2 221V220H1ZM0 221V222H1ZM110 221V220H109ZM114 221V220H113ZM121 221V220H120ZM3 221H2V223H4ZM8 222V221H7ZM10 222V223H11ZM79 222V221H78ZM82 222H84V221H82ZM81 222V223H82ZM9 223V224H10ZM11 223V224H12ZM118 223V222H117ZM120 223V222H119ZM109 224H110V222H109ZM141 224H143L144 225V223H141ZM6 225V224H5ZM110 225H112V224H110ZM8 225H6V227H7ZM9 227V226H8ZM82 227V226H81ZM14 228H15V226H14ZM25 229H30V230H28V231H26ZM10 230V229H9ZM11 230H12V228H11ZM43 230V231H42ZM46 230H47V232H46ZM64 230H63V232H64ZM103 230V229H102ZM101 230V231H102ZM129 230V228H127V229H125V231H128ZM170 230V229H169ZM16 231V230H15ZM57 231V230H56ZM60 231V230H59ZM101 231H99V232H101ZM114 232V231H113ZM6 233H8L7 232V230H4L3 228H1L0 227V250H1V248L3 249V246L6 244V242H7V240H11V239H14L15 238V236H9V234H7L6 235ZM13 233V231L10 233V234H12ZM60 233V232H59ZM59 233H57L56 235H59ZM162 233V232H161ZM15 234H16V232H15ZM106 234H108V233H106ZM98 235V234H97ZM45 236H46V234H45ZM96 236V235H95ZM94 236V237H95ZM37 237H39V236H37ZM48 237V236H47ZM56 237V236H55ZM107 237V236H106ZM21 238H20V240H21ZM44 238V237H43ZM90 237L89 236H85V237H83L81 240H83V241H87L88 239H89ZM102 238H104V237H102ZM101 238V239H102ZM46 239V238H45ZM56 239V238H55ZM145 239L146 238H143L142 239V242L143 241H145ZM155 239V238H154ZM15 240H17V239H15ZM15 240H14V242H15ZM20 240H17V241H20ZM44 240V239H43ZM53 240H54V238H53ZM103 240H105V239H103ZM153 240V239H152ZM13 241V240H12ZM40 241V240H39ZM79 241V240H78ZM13 242V243H14ZM22 242V241H21ZM20 242V243H21ZM45 242V241H44ZM53 242V241H52ZM101 242V241H100ZM149 242H151V241H149ZM19 243V242H18ZM17 243V244H18ZM39 243H41V242H39ZM51 243V242H50ZM53 243H55V242H53ZM94 243H96V242H94ZM94 243L92 244V245H94ZM103 243V242H102ZM101 243V244H102ZM107 243V242H106ZM120 243V242H119ZM16 244V243H15ZM32 244H34V242L32 243ZM20 245V244H19ZM19 245H17V246H19ZM29 245H31V244H29ZM54 245V244H53ZM9 246V245H8ZM7 246V247H8ZM11 246H12V244H11ZM10 246V247H11ZM14 246V245H13ZM23 246H24V244H23ZM27 246V245H26ZM42 246V245H41ZM151 246V245H150ZM153 246V245H152ZM4 247H6V245L4 246ZM35 247V246H34ZM43 247V246H42ZM94 247V246H93ZM96 247V246H95ZM132 247V246H131ZM156 247V246H155ZM13 248V247H12ZM16 248L17 247H15V250H16ZM27 248V247H26ZM29 248H31V246L29 247ZM33 248V247H32ZM44 248V247H43ZM57 248V247H56ZM100 248H102V246L100 247ZM149 248V247H148ZM6 249V248H5ZM18 249H20V247H18L17 248V250ZM24 249V248H23ZM85 249V248H84ZM14 250V249H13ZM12 250V251H13ZM16 250V251H17ZM24 250H26V249H24ZM30 250H32V249H30ZM41 251H42V249H40ZM88 251L87 252H89V250L90 249H87ZM158 250V249H157ZM2 251V250H1ZM38 251H39V248H38ZM55 251V250H54ZM53 251V252H54ZM59 251V250H58ZM57 251V252H58ZM77 251V250H76ZM86 251V250H85ZM93 251V250H92ZM7 252H8V250H7ZM14 252V251H13ZM18 252H19V250H18ZM97 252H99V251H97ZM12 253V252H11ZM11 253H8V254H11ZM26 253H27V251H26ZM25 253V254H26ZM126 253V252H125ZM18 254H20V253H18ZM29 254V253H28ZM58 254V253H57ZM72 254V253H71ZM79 254H81V255H78V257H80V256H82V252H80ZM142 254V253H141ZM23 255V254H22ZM21 255V256H22ZM27 255V254H26ZM75 255V254H74ZM77 255V254H76ZM96 255V254H95ZM94 255V256H95ZM16 256V255H15ZM20 256V255H19ZM37 256V255H36ZM54 256H56L55 254H54ZM93 256V255H92ZM91 256V257H92ZM115 256V255H114ZM144 256H146V255H144ZM157 256V255H156ZM155 256V257H156ZM4 257V256H3ZM8 257V256H7ZM13 257V256H12ZM34 257V256H33ZM49 257V256H48ZM59 257V256H58ZM62 257V256H61ZM85 257H87V256H85ZM138 257H140V256H138ZM169 255H166V257L163 259V260H156V261H154V263L153 264H162V263H165L166 262V264H169L170 263V259H169ZM26 258H28L29 259V257H26ZM37 258V257H36ZM51 258V257H50ZM75 258V257H74ZM81 258V257H80ZM141 258V257H140ZM152 258V257H151ZM158 258V257H157ZM0 259H2V258H0ZM27 259V260H28ZM31 259V258H30ZM33 259V258H32ZM45 259V258H44ZM56 259V258H55ZM143 259V258H142ZM4 260V259H3ZM0 260V261H2V262H0V264H32L31 263V261L29 262V261H27V260H20V261H18L17 263L16 262H9V261H7V260H9V259H7V260ZM35 260V259H34ZM38 260V259H37ZM77 260H78V258H77ZM15 261V260H14ZM33 261V260H32ZM39 262H40V260H38ZM49 261V260H48ZM63 261V260H62ZM65 261V260H64ZM74 262V261H73ZM138 262V261H137ZM41 263V262H40ZM60 263V262H59ZM76 263V262H75ZM83 263V261L81 262V264ZM36 264H37V262H36ZM136 264V263H135Z\"/></svg>",
    "mask_w": 264,
    "mask_h": 264
},
{
    "label": "built area",
    "instance_id": "5",
    "mask_svg": "<svg viewBox=\"0 0 264 264\" xmlns=\"http://www.w3.org/2000/svg\"><path fill=\"white\" fill-rule=\"evenodd\" d=\"M28 14L31 19L36 18L34 13ZM25 28L27 39L17 34L16 41L38 44L39 29L33 31L27 25ZM232 43L237 44L236 41ZM247 44L244 41L240 47L246 49ZM130 73L132 97L125 102L117 94H113L114 107L130 105L139 108L142 106V97L155 93L157 89V82L153 81V77L142 66L135 65ZM126 135L127 133L124 137ZM209 150L214 157L220 154V148L215 145H209ZM195 155L198 158L205 157L208 150L198 151ZM193 157L194 153L189 152L187 160H193ZM128 173L124 186H129L139 174L135 168ZM146 197L144 192H139L134 197L135 206L142 208ZM169 231L170 240L176 241L173 254L175 264H264V194L249 190L228 191L211 201L210 213L205 218L199 221L188 220L180 228L172 227Z\"/></svg>",
    "mask_w": 264,
    "mask_h": 264
}]
</instances>
